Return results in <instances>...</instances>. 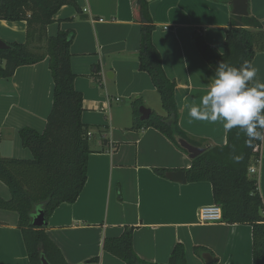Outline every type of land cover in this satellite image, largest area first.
Returning <instances> with one entry per match:
<instances>
[{"label":"crops","instance_id":"1","mask_svg":"<svg viewBox=\"0 0 264 264\" xmlns=\"http://www.w3.org/2000/svg\"><path fill=\"white\" fill-rule=\"evenodd\" d=\"M74 1L80 10L61 8L55 23L47 28V36L72 32L74 86L83 95L82 122L91 128L92 153L80 197L53 213L45 227L49 237L68 264H125L104 252L103 242L120 237L128 228L134 229L135 253L148 264H168L178 244L185 247L188 264H205L196 247L208 249L218 264H252V227L199 223L200 210L215 205L209 183L183 185L154 172L165 170L167 175L187 170L192 164L189 155L157 130L133 129L132 106L125 124L112 112L113 88L109 86L113 80L118 92L137 97L152 113L151 105L159 95L150 76L140 70L141 26L136 19V0ZM225 1L148 0L156 26L153 44L167 77L176 82L179 125L206 148L224 146L227 130L221 121L189 116L190 108L199 105L215 76L196 47L194 34L224 52L232 15V7ZM249 3L250 15L264 26V0ZM0 40L26 43V23L0 21ZM252 65L258 73L250 83H264V53H258ZM4 66L0 61V67ZM53 95L48 59L20 67L11 79L0 80V158H33L22 146L20 131L45 130ZM115 101L121 102L119 98ZM157 114L165 116L164 112ZM252 168L264 202V138L261 159ZM0 198H11L2 182ZM0 264H30L15 212L0 210Z\"/></svg>","mask_w":264,"mask_h":264},{"label":"trees","instance_id":"2","mask_svg":"<svg viewBox=\"0 0 264 264\" xmlns=\"http://www.w3.org/2000/svg\"><path fill=\"white\" fill-rule=\"evenodd\" d=\"M64 6L80 10L74 0H0V21L27 25L26 43L7 44V50H0V61L5 63L0 67V80L11 79L20 67L48 59L54 81L53 107L45 130L42 133L28 128L20 131L22 146L30 150L33 158H0V182L11 194L9 200L0 198V210L18 214L30 264H42L43 257L49 264H68L45 227H34L33 219L43 211L48 223L60 206L78 200L88 179V159L92 153L88 136L91 128L82 122L83 95L74 86L72 32L47 36L48 26L55 23V16ZM149 6L148 0H136V19L141 26L138 61L140 70L150 76L160 96L165 116L153 112L148 121L142 122L139 112L142 102L136 100L132 103L133 129L157 130L187 155L180 140L206 149L184 170L188 182L212 186L214 204L221 208L224 223L252 227V264H264V202L258 178L250 173L261 159L264 129H257L259 138L250 139L242 129L233 128L227 131L224 146L210 148L203 141L191 139L181 129L176 82L167 77L162 57L153 44L156 26ZM194 42L215 73L221 62L239 68L245 61L252 64L258 53H264V26L250 13L247 17L232 13L223 53L197 34ZM154 172L166 176L165 170ZM133 241L134 229L128 228L118 238H105L103 250L125 264H148L135 253ZM195 251L198 255L209 252L204 247H196ZM168 264H188L183 245L174 248Z\"/></svg>","mask_w":264,"mask_h":264},{"label":"clouds","instance_id":"3","mask_svg":"<svg viewBox=\"0 0 264 264\" xmlns=\"http://www.w3.org/2000/svg\"><path fill=\"white\" fill-rule=\"evenodd\" d=\"M258 69L245 61L239 68L221 62L199 105L189 110L194 120L223 122L225 130L239 128L250 139L264 129V83L251 84Z\"/></svg>","mask_w":264,"mask_h":264},{"label":"water","instance_id":"4","mask_svg":"<svg viewBox=\"0 0 264 264\" xmlns=\"http://www.w3.org/2000/svg\"><path fill=\"white\" fill-rule=\"evenodd\" d=\"M228 1L232 7L233 15L239 17L249 16L250 13L249 0H228ZM8 48H9L8 45L0 40V50H7ZM139 112L141 115L140 119L142 122L148 121L151 118L152 111L150 109L141 107ZM179 143L181 147L188 152L189 158L191 160H194L197 157L203 155L206 151V149L194 147L186 140H180ZM166 176L170 181L175 183L185 185L188 182L186 173L184 171L170 172ZM33 225L36 228H44L48 225L43 211H40L38 215L34 217ZM200 257L204 260L205 264L218 263V259H215L210 253L201 252ZM42 264H49L44 257L42 258Z\"/></svg>","mask_w":264,"mask_h":264},{"label":"rangeland","instance_id":"5","mask_svg":"<svg viewBox=\"0 0 264 264\" xmlns=\"http://www.w3.org/2000/svg\"><path fill=\"white\" fill-rule=\"evenodd\" d=\"M109 87L113 88V89H111V94L113 96L112 98L114 99L113 100L114 103H112V112L116 117H118L120 119V122H119L120 124H125L127 122V119H126L127 114L131 111L132 103L137 99V97H133V96L129 97V95H127L125 92H122V91L118 92V88H116V80L111 81ZM156 97L157 98L153 102V104L151 105V108H154L153 112H155V113H157V112L163 113V110L161 107L160 97H159V95H157ZM116 98H119L121 102L116 103V101H115ZM147 104H150V102H148ZM141 107H145V105H141L140 108ZM140 108H139V110H140ZM190 261H191V259H190ZM191 262H193V260Z\"/></svg>","mask_w":264,"mask_h":264},{"label":"built area","instance_id":"6","mask_svg":"<svg viewBox=\"0 0 264 264\" xmlns=\"http://www.w3.org/2000/svg\"><path fill=\"white\" fill-rule=\"evenodd\" d=\"M91 137V134H88ZM250 173L254 174L255 169L251 168ZM223 222L222 210L219 206L212 205L204 207L199 212V223L200 224H215Z\"/></svg>","mask_w":264,"mask_h":264}]
</instances>
